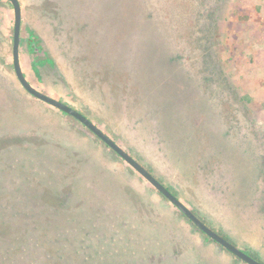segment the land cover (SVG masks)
<instances>
[{
  "label": "rangeland",
  "instance_id": "374dc122",
  "mask_svg": "<svg viewBox=\"0 0 264 264\" xmlns=\"http://www.w3.org/2000/svg\"><path fill=\"white\" fill-rule=\"evenodd\" d=\"M19 1L26 78L264 263V0ZM14 20L0 0V264H60L61 249L75 262V251H106L122 223L164 239L180 264H246L23 89Z\"/></svg>",
  "mask_w": 264,
  "mask_h": 264
},
{
  "label": "water",
  "instance_id": "95a60500",
  "mask_svg": "<svg viewBox=\"0 0 264 264\" xmlns=\"http://www.w3.org/2000/svg\"><path fill=\"white\" fill-rule=\"evenodd\" d=\"M11 3L15 20L13 29V69L16 77L24 88V90L35 99L43 102L52 108L74 118L81 125H83L90 133L97 139L104 143L114 154L121 158L127 165L131 167L136 173L144 178L165 200L174 206L188 221H190L196 229L200 230L208 239L215 242L221 248L227 250L237 259L246 264H264L255 259L245 251L238 248L236 245L228 241L224 236L208 226L201 220L195 212H193L187 205H185L170 189H168L157 177H155L146 167L138 162L132 155L124 150L116 141L107 135L100 127H98L89 118L79 112L77 109L68 104L49 96L38 90L25 76L21 66V31H22V7L19 0H6Z\"/></svg>",
  "mask_w": 264,
  "mask_h": 264
},
{
  "label": "trees",
  "instance_id": "16d2710c",
  "mask_svg": "<svg viewBox=\"0 0 264 264\" xmlns=\"http://www.w3.org/2000/svg\"><path fill=\"white\" fill-rule=\"evenodd\" d=\"M70 118L75 120L72 117ZM68 196L69 193L65 195V197ZM150 223L156 236H158V231H161L162 228L164 231L163 233L167 232L168 236L172 237L169 239L171 242L176 241L175 238L168 232L169 227L162 226L156 222H154L156 225V227H154L155 225L151 221ZM129 227L130 225L125 223L115 227L117 232H113V234H111V236L106 240L109 244H106V246L102 245V248L107 247L106 251L98 249V251H91V254H89V252L87 255H85V253L75 251L73 253V256L76 255L75 262H72L68 258L64 249L56 250L55 256L58 257L60 264H180L178 262V258H180L178 255L179 251L176 249L170 250V247L166 246L167 242H165L164 239L163 241L161 240L163 242L162 243L159 239L147 238L145 234L143 235L144 231H134V237H130L127 234ZM166 238H168L167 235Z\"/></svg>",
  "mask_w": 264,
  "mask_h": 264
},
{
  "label": "flooded vegetation",
  "instance_id": "af4514ba",
  "mask_svg": "<svg viewBox=\"0 0 264 264\" xmlns=\"http://www.w3.org/2000/svg\"><path fill=\"white\" fill-rule=\"evenodd\" d=\"M21 40H22V31H21ZM30 47L31 49L33 50V53L36 52L38 54H41V49H39L37 46H36V43L34 41V38H31V41H30ZM22 43V42H21ZM20 54H21V49H20ZM22 66V65H21ZM21 85V84H20ZM24 89V88H23ZM30 95V94H29ZM31 96V95H30ZM34 98V97H33ZM35 99V98H34ZM37 100V99H36ZM39 101V100H38ZM43 103V102H41ZM45 104V103H44ZM84 115V114H83ZM239 248V247H238Z\"/></svg>",
  "mask_w": 264,
  "mask_h": 264
}]
</instances>
